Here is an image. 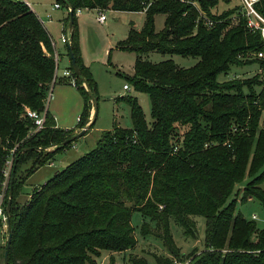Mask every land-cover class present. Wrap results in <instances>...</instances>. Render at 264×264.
<instances>
[{"label":"trees","instance_id":"obj_1","mask_svg":"<svg viewBox=\"0 0 264 264\" xmlns=\"http://www.w3.org/2000/svg\"><path fill=\"white\" fill-rule=\"evenodd\" d=\"M56 1L73 11L67 49L73 51L80 73L71 64L69 68L83 98L76 127L86 125L96 92L81 55L77 8L144 11L142 25L131 23L116 45L136 52L133 73L125 77L133 89L148 94L152 119L146 121L134 94L119 95L116 100L129 106L131 127L115 118L94 147L55 172L25 202L16 198L22 179L14 176L6 264H97L103 250L111 252L108 264H118L113 252L137 243L134 210L142 216L141 235L159 237L179 260L186 256L175 242L172 224L196 237L195 216L202 215L203 249L192 252L188 264H264V227L235 210L237 195L240 200L256 197L264 208V79L258 71L218 79L231 65H264V59L253 55L264 49L259 30L247 27L238 5L214 11L219 0ZM255 8L264 16V0ZM200 10L211 24L204 22ZM159 12L165 18L157 30L154 18ZM68 20L69 9L65 31ZM153 50L198 58L181 66L172 58L143 57ZM54 56L49 31L30 5L0 0V164L17 144L15 171L29 158L33 170L74 139L75 128L57 126L45 104L57 80ZM26 107L45 116L44 125L32 133ZM52 144L54 149L43 152ZM247 174L248 181L228 200ZM4 248L5 243L0 264H5ZM154 256L157 264L174 260ZM129 264L150 263L136 255Z\"/></svg>","mask_w":264,"mask_h":264},{"label":"rangeland","instance_id":"obj_2","mask_svg":"<svg viewBox=\"0 0 264 264\" xmlns=\"http://www.w3.org/2000/svg\"><path fill=\"white\" fill-rule=\"evenodd\" d=\"M29 2L30 7L39 14L42 21L49 29L52 38L56 42V46L64 47V43L60 40L61 36L65 33L62 32V25L67 16V8L64 3L58 8L51 9V5L56 0H25ZM234 5L240 6V0H219L217 5L213 7L214 11H222L233 7ZM50 11L51 17L47 18L46 13ZM106 19L100 21L98 19L99 12L95 8H83L77 14L76 22L79 33V43L81 55L84 63L88 66L91 74L96 81V92L94 98L91 100L93 108L92 119L94 123L89 127L90 115L86 123L88 128L86 132L76 136L70 144L64 148L56 151L52 157L47 159L43 164L37 166L30 171L33 165V159L29 158L20 162L15 171V177L22 179V184L16 198L19 202H25L32 191L38 188L43 182L51 177L55 172L62 169L66 164L87 152L95 146L103 129L112 127L114 119L117 118L120 125L131 127L132 122L129 114V106L124 100H116V97L125 93L134 94L140 103L145 119L148 123L151 122L150 114V101L149 96L144 91L133 89L130 82L126 79L125 74L133 73L134 59L136 56L135 51L124 50L116 46L117 40L126 36L127 29L132 23L136 28H139L144 20L143 10H117V9H104ZM165 13L159 12L155 14L154 24L155 29H160L164 24ZM236 15L232 16V22H236ZM144 58L152 61L161 59L172 58L176 63L181 66H189L196 62V56L181 55L179 53H162L159 51H149L143 54ZM67 57L59 60L57 67L58 75H61L62 69L66 66ZM259 65L256 62L242 65H231L226 73L221 72L218 74V79L223 80L231 77H245L250 76L258 71ZM85 82V81H83ZM58 83V82H57ZM55 83L51 88V96L49 97L46 105L50 107L51 111L55 114L57 122L61 127H73L77 125L78 115L80 114L83 106V98L76 85L66 83L72 86L77 95L64 92L58 94L55 90ZM129 84V89L123 88V84ZM68 97V100H67ZM80 97V98H79ZM74 109L72 105L79 102ZM82 102V103H81ZM79 113V114H78ZM90 121V122H89ZM83 126V127H85ZM83 127H76L74 134L79 132ZM186 126H179V133L185 129ZM56 144L48 145V148L42 149L43 152L52 150ZM52 161L53 164H49ZM250 178L247 174L245 177L235 185L233 192L229 195L228 200L234 197L237 188L242 187ZM264 186V181L261 183ZM235 210L240 211L246 218H252L255 213L256 224L259 227H264V208L261 202L256 197H248L245 200H240L237 195L235 201ZM133 224L135 225V235L137 243L124 251H115L116 261L118 264L131 263V257L144 256L150 264H157L155 261V254L172 257L167 248L162 244L159 237L154 235L142 236L139 232V226L142 223V216L139 211H133ZM197 236H186L182 232V228L176 224H172V232L176 244L179 246L180 251L186 256L184 259L179 260L175 257V261H182L188 264L190 254H197L203 249V237L205 219L202 215H196ZM7 229L6 225L0 222V261L3 249V244L6 241ZM195 252V253H194ZM110 251L103 250L101 255L97 257V264H108ZM189 255V256H188ZM1 263V262H0Z\"/></svg>","mask_w":264,"mask_h":264},{"label":"built area","instance_id":"obj_3","mask_svg":"<svg viewBox=\"0 0 264 264\" xmlns=\"http://www.w3.org/2000/svg\"><path fill=\"white\" fill-rule=\"evenodd\" d=\"M257 1L258 0H240L239 11L242 15L245 16V22H246L247 27L251 30H259L262 40L264 42V16L261 13H259L257 9L255 8V3ZM192 2L196 4L195 1H192ZM53 6L57 7L59 6V3L55 2ZM80 9L81 8H77L76 11L79 12ZM200 14L203 15V20L205 23L207 24L212 23V19L205 16L201 10H200ZM97 17L100 21H103L106 18V14L103 11H101L99 12V15ZM61 40L67 44L70 43V32L68 28L66 29L65 33L61 36ZM253 55H255L258 58L264 59V49L255 51ZM54 57H55V63L57 66L58 55L56 52H55ZM258 72L260 73L261 78L264 79V65L259 66ZM64 75H67L69 77V82L71 84L76 85V78L72 74V71L70 68H66L64 70ZM83 85L87 88L85 82H83ZM51 88L47 92L46 100H45L46 102L51 96V92H50ZM123 88L129 89V84L124 83ZM25 115L30 117L33 121V128L30 130L31 133L41 128L44 125L45 116H44L43 111L40 112L37 109L26 107ZM38 148H41V147L39 146ZM43 148H48V146H45ZM22 150L23 149H21L20 151ZM16 151H17V144L13 145L12 147L8 149L6 155L4 156L0 164V222L6 225V229H7V219L9 218V211L6 209V204H7V199H8L12 169H13L14 164H16V156H17ZM49 164H53V162L50 161ZM256 217L257 215L253 213L252 218L255 219ZM174 264H186V263L182 261H175Z\"/></svg>","mask_w":264,"mask_h":264},{"label":"crops","instance_id":"obj_4","mask_svg":"<svg viewBox=\"0 0 264 264\" xmlns=\"http://www.w3.org/2000/svg\"><path fill=\"white\" fill-rule=\"evenodd\" d=\"M55 2H57V1H55ZM54 2V3H55ZM29 3V2H28ZM54 3H53V5H54ZM30 5V4H29ZM53 5H51V9H54V8H58V7H60L61 6V3H59V6H57V7H54ZM66 6V5H65ZM66 8H67V11H68V7L66 6ZM83 8H81L80 9V11L79 12H81V10H82ZM98 11V10H97ZM101 11H104V9L103 10H101ZM36 12V11H35ZM79 12H75V16L77 17V14L79 13ZM68 14V13H67ZM38 16H39V14H37ZM46 16H47V18L48 19H50V17H51V14H50V11L49 12H47L46 13ZM40 17V16H39ZM41 19V18H40ZM106 19V18H105ZM104 19V20H105ZM43 24L45 25V23L43 22ZM131 24V23H130ZM130 26V25H129ZM45 27L47 28V26L45 25ZM129 28V27H128ZM47 30L49 31V29L47 28ZM128 30V29H127ZM62 32H65V30H64V24L62 25ZM127 33V32H126ZM49 34H50V36H51V39H52V42H53V48H54V51L57 53V55H58V64H59V60H61V59H63L64 57H67V63H66V66H64L63 67V69H62V73H61V75H58V73H57V67H56V71H55V74H56V81H55V83H59V84H61V85H56L55 86V90L57 89L58 90V94H60V93H64V92H67L68 93V97H69V95L70 94H72V95H77L78 96V94H77V92H76V90L72 87V86H70V85H67L66 83H69L70 84V82H69V77L67 76V75H64V70L66 69V68H69V65L71 64V57H70V54L68 53V49H67V43H65V42H63L61 39V41L64 43V47L63 46H60V48H58L57 46H56V42L54 41V39L52 38V35H51V33H50V31H49ZM121 39H123V38H121ZM118 41V40H117ZM117 46V45H116ZM57 64V65H58ZM55 83L53 84V86L55 85ZM57 83V84H58ZM68 97H67V100H68ZM80 98V97H79ZM80 100L81 99H79V102L77 101V102H75L73 105H72V108L74 109V107H76V105H78L79 103H80ZM82 103V102H81ZM48 107V106H47ZM48 109H49V111L54 115V117H55V120H56V125L57 126H60L61 127V125L57 122V119H56V116H55V114L51 111V109H50V107H48ZM92 112H93V108L91 107V109H90V121H92L91 119H92ZM79 114V113H78ZM79 116V115H78ZM89 121V122H90ZM90 127V126H89ZM63 128H70V127H67V126H64ZM72 128H76L75 126H73Z\"/></svg>","mask_w":264,"mask_h":264},{"label":"water","instance_id":"obj_5","mask_svg":"<svg viewBox=\"0 0 264 264\" xmlns=\"http://www.w3.org/2000/svg\"><path fill=\"white\" fill-rule=\"evenodd\" d=\"M72 25H73V11H72V7L69 6V20H68V30H69V32H71ZM67 45H69V43ZM68 49H69V54H70V57H71V65H72L74 71H76L77 73H80V68H79L78 63L76 62L75 56L73 54V51L71 50L70 47ZM85 84H86V86L88 88V85H87L86 82H85ZM86 126H88V125H86ZM86 126L83 127L79 132L75 133L72 136V138H75L76 136L84 133L85 129L87 128ZM14 176H15V164H14L13 169H12L10 186H9V193H8V199H7V204H6V209L8 211L10 210L11 201H12V185H13ZM10 228H11L10 218H8L7 219V237H6L5 248H4V253H3V261H4L5 264L7 262L8 251H9L10 242H11V229Z\"/></svg>","mask_w":264,"mask_h":264}]
</instances>
